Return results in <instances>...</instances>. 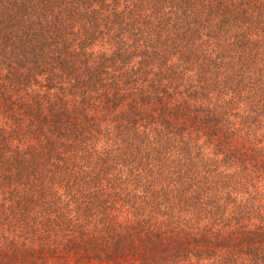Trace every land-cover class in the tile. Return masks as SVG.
Wrapping results in <instances>:
<instances>
[{
	"label": "trees",
	"instance_id": "16d2710c",
	"mask_svg": "<svg viewBox=\"0 0 264 264\" xmlns=\"http://www.w3.org/2000/svg\"><path fill=\"white\" fill-rule=\"evenodd\" d=\"M0 264H264V0H0Z\"/></svg>",
	"mask_w": 264,
	"mask_h": 264
}]
</instances>
